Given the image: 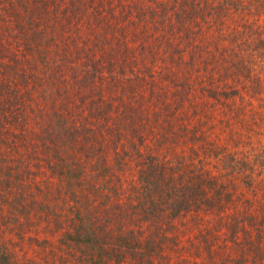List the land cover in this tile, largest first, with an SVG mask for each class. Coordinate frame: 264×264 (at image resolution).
I'll return each instance as SVG.
<instances>
[{
	"label": "trees",
	"instance_id": "trees-1",
	"mask_svg": "<svg viewBox=\"0 0 264 264\" xmlns=\"http://www.w3.org/2000/svg\"><path fill=\"white\" fill-rule=\"evenodd\" d=\"M173 261L264 264V0H0V264Z\"/></svg>",
	"mask_w": 264,
	"mask_h": 264
},
{
	"label": "rangeland",
	"instance_id": "rangeland-1",
	"mask_svg": "<svg viewBox=\"0 0 264 264\" xmlns=\"http://www.w3.org/2000/svg\"><path fill=\"white\" fill-rule=\"evenodd\" d=\"M198 230H196V232L194 230L190 231L188 229V231H183L182 232V240H183V246L185 247H189L190 246V240H192L191 238H194V236L198 235ZM187 258H189V255L187 254ZM172 264H177L176 261H173Z\"/></svg>",
	"mask_w": 264,
	"mask_h": 264
}]
</instances>
